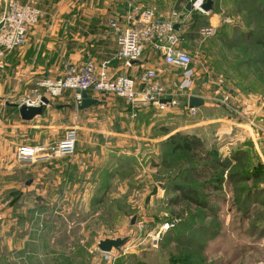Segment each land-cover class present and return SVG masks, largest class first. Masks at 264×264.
<instances>
[{
    "label": "rangeland",
    "instance_id": "1",
    "mask_svg": "<svg viewBox=\"0 0 264 264\" xmlns=\"http://www.w3.org/2000/svg\"><path fill=\"white\" fill-rule=\"evenodd\" d=\"M186 1L103 0V6L111 8L117 18L129 9L156 8L183 26L182 47L189 49L199 43L196 39L193 45L195 40H191L199 28L228 18L230 23L219 26L202 48L214 73L209 88L201 89L210 98L204 99L207 106L190 117L184 110L185 96L195 92L188 90L175 107L178 113L156 112L151 121L159 122L149 129L144 122L148 113L131 118L129 107L116 99L121 114L102 111L101 118L79 136L72 124L77 142L71 156L79 154L74 164L68 156L19 165L16 147L35 145L7 139L0 145L1 263L25 264L27 249L38 245L48 264H95L101 255L96 248L99 240L129 237L125 255L115 264H264V146L247 126L206 122L225 115L222 95L227 88L245 93L251 102L258 97L264 101V51L254 42L264 43V0H213L211 12H195L196 18L190 13L180 22ZM235 27L245 31V47L233 40ZM225 29L232 39L226 40L227 34L221 32ZM243 55L261 58L262 64L249 68L243 64ZM166 73L172 76L175 71ZM230 114L231 123L236 122V115ZM190 124L196 126L190 128ZM68 130L62 134V128L52 125L48 131L55 140L47 146H55ZM169 130L192 134L203 143L191 156L181 153L172 158L175 170L158 159V143L165 139L163 131ZM23 135L28 140L29 128ZM86 137H92L90 143L84 142ZM149 137L159 139L150 142ZM110 138L122 141L114 144ZM213 157L226 160L227 168L206 166ZM189 165L197 170L188 176L189 184L200 188L207 212L186 203L168 204L173 195L169 183H181L184 174L180 178L178 170ZM107 172L111 175L105 182ZM216 175L222 177L219 184L213 180ZM181 222L190 226L183 230ZM164 224L169 228L162 230ZM12 253L23 256L12 259Z\"/></svg>",
    "mask_w": 264,
    "mask_h": 264
},
{
    "label": "crops",
    "instance_id": "2",
    "mask_svg": "<svg viewBox=\"0 0 264 264\" xmlns=\"http://www.w3.org/2000/svg\"><path fill=\"white\" fill-rule=\"evenodd\" d=\"M9 1L24 4L30 0H0V17L5 13ZM35 1L43 15L38 20V23L31 28L26 45L10 52H6L0 48V145L7 143V139H11L12 142L17 143L25 141L33 143V145L47 146L55 140V138L53 139L52 131H48L52 125H58V128H62V134L64 131L74 127L79 136L82 132L81 130L85 131L88 124L97 122V119L101 118L99 113L102 111H112L116 114H121V110H118L115 104L116 99L119 98L109 94L96 96L95 94L88 93L87 95L97 102L86 109L79 110L75 106L74 94L66 91L61 97L43 107L39 116L34 117L30 121L21 119L18 109L21 107L22 96L28 90L34 88L37 81L46 78L53 80L60 78L63 75L64 66L67 64H80L92 60L99 65L109 61V72L114 74L122 73L121 63L112 60L117 46L115 34L109 28L108 22L114 17V12L107 5L103 6V0ZM181 32H183V26L180 24L179 35ZM197 41L199 43L195 48L189 49L183 46L184 50L195 58V63L192 67L194 75L192 81H190L189 89L186 91L194 90L195 93L189 94L190 96H197L203 100L210 99L209 96L205 97V93L201 92V89L209 88L208 84L214 75L212 68H210L208 57L203 54V44L207 40L201 42L197 37ZM195 42L196 40L193 41V45H195ZM148 69L156 70L160 81L168 84L169 90L176 96L179 95V98H177V103H179L182 100L177 88L182 80L180 70L165 65L162 59L153 53L148 56L145 54L132 69L126 72L134 77H138ZM167 70L175 71V74L171 76L170 73H166ZM227 89V94L223 92L222 95L224 98L222 103L225 106V115L212 122L206 121L207 124L221 121L224 125L247 126L251 133L250 121H264L263 99L258 97L257 101L251 102V99H247L250 96L245 95V93H242L238 89ZM233 91H236V94H233ZM233 100L238 104L237 109H234L232 105L234 104ZM202 106L206 107L207 102L204 101ZM202 106L198 107V112H200ZM175 107L168 108L166 111L173 114L178 113L174 111ZM184 110L186 112V106ZM127 111L128 114H131L130 110ZM156 112L159 113V111L151 107L138 112V116L148 113V119H145L144 122H147L149 129H155L154 123H158L159 120L154 123L151 120L152 117L157 116ZM230 112L236 115L234 120L236 122L231 123L233 116ZM149 118H151L150 121ZM72 124L74 125L73 127ZM194 126L196 124H190L189 127ZM27 128L30 130L28 140L23 135L24 130ZM121 128L126 129L124 127ZM175 132H178V130H174L173 132L171 130L167 131L168 135ZM61 135L57 136V138H60ZM159 137H161V132ZM159 137H149L147 140L153 142L154 140H158ZM164 137L166 138L167 136ZM90 140H92V137H86L84 142L90 143ZM118 140L119 142L122 141V139L110 138V141L114 144H117ZM20 146L28 145L20 143L16 149ZM78 159L79 154H74L70 156L68 161L74 164V162H78ZM18 164L20 165V163ZM80 173L81 171L78 172V175ZM35 182L36 180L33 183ZM28 185L30 184L28 183ZM2 238L6 239V235ZM18 248L19 246L16 247V249ZM19 256L23 255L15 256L13 253L11 254L12 259ZM23 257L25 258V264H48V261L43 258L38 245L35 248L32 247L31 250L27 249V253ZM95 261V264H109L102 259L101 255L97 256ZM0 264L5 263L0 262Z\"/></svg>",
    "mask_w": 264,
    "mask_h": 264
},
{
    "label": "built area",
    "instance_id": "3",
    "mask_svg": "<svg viewBox=\"0 0 264 264\" xmlns=\"http://www.w3.org/2000/svg\"><path fill=\"white\" fill-rule=\"evenodd\" d=\"M204 0H192V12L207 14L202 10ZM191 12V13H192ZM43 15L35 0L20 4L9 1L5 13L0 17V48L6 52L21 48L28 41V34L40 17ZM178 17V14H174ZM176 21L165 17L156 8L129 9L120 17H113L108 25L116 37L117 50L113 61L122 65V73L109 72V61L97 65L90 60L80 64H67L63 75L58 79H42L35 83V87L22 96L20 106H43L42 100L49 102L61 97L64 92L74 94L77 107L83 93H92L96 96L109 94L122 99L130 109V117L147 108H154L163 112L177 105V97L168 88V84L161 82L154 69L145 70L138 77L128 74L145 54H157L167 66L175 67L181 72V82L178 85L180 96L189 89L194 75L193 64L195 58L182 47V39L174 30ZM228 18L217 20L216 24H209L198 29L197 36L201 42L212 38L219 26L229 24ZM185 96V95H184ZM190 96L186 95L188 100ZM186 112L190 117L198 114V108H189L186 103ZM254 137L264 146V121H250ZM77 133L69 129L55 146L46 145L20 146L15 151V159L20 164L48 161L54 157L71 156L75 150ZM169 228V224L162 225V230ZM158 235H156L157 237ZM126 246L108 253L100 252L102 259L109 264L125 255Z\"/></svg>",
    "mask_w": 264,
    "mask_h": 264
},
{
    "label": "trees",
    "instance_id": "4",
    "mask_svg": "<svg viewBox=\"0 0 264 264\" xmlns=\"http://www.w3.org/2000/svg\"><path fill=\"white\" fill-rule=\"evenodd\" d=\"M191 15L194 16V18L197 17V13H195V12H192ZM221 32L223 34L224 33L227 34V35H225L227 38L226 40H228V39L230 40L233 38V37H230V35L227 32V29H225V31L222 30ZM233 36H234L233 40L237 41V43H240L242 45V47L246 46L245 31H242V30L235 27L233 29ZM180 37L183 40L182 35H180ZM197 37L198 36L196 33L195 36H193V35L191 36V40H196ZM254 42L256 43V45L258 46V48L260 50L264 51V43H262L261 40L257 39ZM242 50H243V48H242ZM245 54H246V52H245ZM243 57H244L243 64H245L246 66L247 65L252 66L249 68H253L254 66L262 64L261 58L257 59L256 57L255 58L254 57H246L245 55H243ZM239 64L242 65L241 63H239ZM239 76H240V78H245V75L243 73H239ZM258 78H259V81H260V79H262V77L260 75ZM164 133H165V136H167V137L158 143V148H159L158 159L161 161V163L165 164L166 167L171 168L173 170L176 169V164H175V162L170 163L172 158L176 159V157L180 156L181 153L184 155H190L191 156L193 154V151L198 150V148L202 147V144H203L202 141H199L198 139H196L192 134L186 133L184 131H178V132H175L174 134H171V135H168L167 132H164ZM204 158L207 159L208 157H204ZM210 164L211 165H206V166H209L210 168H212L211 166L213 165V168L214 167L227 168V167H225V165L227 164V161L221 160L218 157L211 158ZM181 170L182 169L179 168L178 174H179L180 178H181L182 174H184V176L181 178L182 182L181 183H178V182L169 183V184H171L170 187H171V191H172L173 195L170 196V198L167 200L168 204L170 206H176V205H179L181 203H186V204H189L191 206L196 207L199 210H202L203 212H207V210H209V207H208L206 201L202 200L200 197V188L195 186V185L189 184V177L188 176H190L191 173H194L195 171H197L196 167L189 165L188 168L183 169V171H181ZM263 170H264V168H263ZM109 175H111V174L109 172H107L105 175V178H104L105 182H107L109 180V177H110ZM229 177H231V175H229ZM213 180L219 184L222 181V177L216 175V177L213 178ZM213 186L215 187V185H213ZM180 225H181V228L183 230H186L190 226L184 222H181Z\"/></svg>",
    "mask_w": 264,
    "mask_h": 264
},
{
    "label": "water",
    "instance_id": "5",
    "mask_svg": "<svg viewBox=\"0 0 264 264\" xmlns=\"http://www.w3.org/2000/svg\"><path fill=\"white\" fill-rule=\"evenodd\" d=\"M213 6V0H206L204 4L202 5V10L206 13L211 12ZM184 13L180 14L178 17V20L181 22L183 19L187 16V14H190L192 12V0H187L185 5H184ZM2 27V24L0 23V29ZM174 30L176 32L179 31L180 28V23H175L174 24ZM43 104L45 106L49 105V101L47 99L42 100ZM97 101L95 99L90 98L86 93H83L81 95V102L77 106V109H86L90 107L91 105L95 104ZM204 104V100L200 97L197 96H190L187 100V106L189 108H198ZM43 106H38V107H26V106H21L19 107V114L22 120L24 121H30L34 117L39 116L42 112ZM135 221V217L132 218L130 225H133ZM129 241V237H124V238H115V239H109L105 238L102 240H99L96 248L98 251L102 253H108L111 252L112 250H116L124 246L127 242Z\"/></svg>",
    "mask_w": 264,
    "mask_h": 264
}]
</instances>
